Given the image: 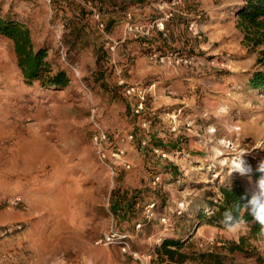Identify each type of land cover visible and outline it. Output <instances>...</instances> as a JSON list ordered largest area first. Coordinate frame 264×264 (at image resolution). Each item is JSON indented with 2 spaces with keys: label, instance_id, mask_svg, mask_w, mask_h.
Segmentation results:
<instances>
[{
  "label": "rangeland",
  "instance_id": "1",
  "mask_svg": "<svg viewBox=\"0 0 264 264\" xmlns=\"http://www.w3.org/2000/svg\"><path fill=\"white\" fill-rule=\"evenodd\" d=\"M242 3L0 0L69 76L27 81L0 34V264H264L248 223L233 234L208 218L223 187L256 193L264 177V91L249 83L264 45ZM241 151L247 175L220 163Z\"/></svg>",
  "mask_w": 264,
  "mask_h": 264
},
{
  "label": "trees",
  "instance_id": "2",
  "mask_svg": "<svg viewBox=\"0 0 264 264\" xmlns=\"http://www.w3.org/2000/svg\"><path fill=\"white\" fill-rule=\"evenodd\" d=\"M236 12L243 28L246 30V38L255 44L264 45V0H243V3L237 6ZM0 34L10 38L14 42L18 64L27 81H45L48 87H64L68 84L69 76L66 71L59 70L51 73L52 68L47 59V50L45 48H35L31 31L23 22L11 17H5L0 13ZM249 83L254 89L264 91V67L253 73ZM253 194L254 192H250L245 186L240 184L223 187L222 198L217 202L216 209L208 217L210 222L223 226L221 221L224 211L227 208H234L235 204L242 206ZM128 205L130 208L134 207L133 202ZM113 209L115 212L117 211V203H115ZM132 211L129 210V214L132 215ZM238 215L247 221L250 228V236L264 238V235L260 233V226L252 223L250 215L246 214L243 210ZM246 240L247 237L243 235L239 241H229V250H246ZM170 245L177 246V248L181 246L179 241L172 238L166 239L162 244L164 248ZM165 252L169 257H173L175 250L166 249Z\"/></svg>",
  "mask_w": 264,
  "mask_h": 264
},
{
  "label": "clouds",
  "instance_id": "3",
  "mask_svg": "<svg viewBox=\"0 0 264 264\" xmlns=\"http://www.w3.org/2000/svg\"><path fill=\"white\" fill-rule=\"evenodd\" d=\"M244 152L234 156L231 160H221L220 163L230 168L231 173L247 175L251 169L242 159ZM258 170L264 172V162H261ZM258 192L254 193L250 199L242 206L235 204L234 208H227L223 213L221 223L229 233H238L246 224L238 213L243 210L252 217V223L260 226V233L264 235V177L258 181Z\"/></svg>",
  "mask_w": 264,
  "mask_h": 264
},
{
  "label": "built area",
  "instance_id": "4",
  "mask_svg": "<svg viewBox=\"0 0 264 264\" xmlns=\"http://www.w3.org/2000/svg\"><path fill=\"white\" fill-rule=\"evenodd\" d=\"M49 2H51V0H48ZM161 26L163 27V22H161ZM127 92L129 94H139V96H141L142 98H144V91L141 90L139 87H136V86H128L127 87ZM143 107V104L141 105V108ZM106 137V133L101 129L98 134H97V137L96 139H104ZM103 156H105L103 154ZM154 207V203L153 204H150L148 208H153ZM151 210V209H150ZM128 234H119V233H107L105 234L104 236V240L106 242H112V241H115L118 239V241L122 244V249L124 251H128V252H131L132 254H134V256H139V254L135 251H133L131 249V245H130V242L128 241ZM103 240V239H102ZM148 259V256H145V260Z\"/></svg>",
  "mask_w": 264,
  "mask_h": 264
}]
</instances>
